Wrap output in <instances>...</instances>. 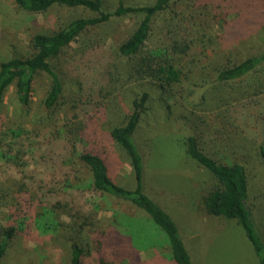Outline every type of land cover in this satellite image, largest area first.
Returning a JSON list of instances; mask_svg holds the SVG:
<instances>
[{
	"label": "trees",
	"instance_id": "obj_1",
	"mask_svg": "<svg viewBox=\"0 0 264 264\" xmlns=\"http://www.w3.org/2000/svg\"><path fill=\"white\" fill-rule=\"evenodd\" d=\"M209 2L216 6L207 24L194 20L192 10L199 5L190 0L141 4L115 0L112 8L105 0H10L28 13L45 14L56 7L79 9V13L51 30L34 33L28 54L0 60V108L11 85L16 102L25 106L35 81L42 75L48 80L30 124L0 114V164L17 174L0 178V264H28L33 259L43 264H123L136 256L130 233L101 228L89 220L94 212L85 208L86 192L106 193L140 208L164 233L171 263L192 264L175 221L146 191L149 183L134 137L147 108V93L132 99L120 123L106 131L99 128L111 90L144 80L154 82L169 108L189 122L185 152L214 180L201 195L200 213L234 219L258 264H264V201L250 194L248 151L229 153L224 159L203 138L211 133L213 140L218 139L224 122L237 128L234 122L239 125L244 119L261 135L254 141V154L264 165V35L253 38L263 40L256 48L241 54L219 53L225 42L231 46L252 40L247 26L264 19V0ZM1 17L0 38L5 40L10 30L3 25L10 23L9 28L12 22ZM117 18L130 19L132 27L107 49L100 28ZM217 19L223 27L220 35L208 34L206 29ZM69 81L77 91L66 98L64 87ZM111 144L127 156L134 179L131 188L110 175L106 157ZM65 162L88 170L85 186L65 175ZM61 168L64 176L56 177ZM259 217L262 223L257 222ZM50 237L64 242L50 245L52 255L39 257L36 246L21 243Z\"/></svg>",
	"mask_w": 264,
	"mask_h": 264
},
{
	"label": "rangeland",
	"instance_id": "obj_2",
	"mask_svg": "<svg viewBox=\"0 0 264 264\" xmlns=\"http://www.w3.org/2000/svg\"><path fill=\"white\" fill-rule=\"evenodd\" d=\"M126 4L151 3L153 0H123ZM197 2L199 6L192 10L196 21H209L215 10V4L210 0H190ZM206 1V5L203 2ZM107 6L112 8L115 0H105ZM213 2V1H212ZM220 8V5H219ZM201 14L198 15V12ZM79 13V9L67 7L51 8L45 14L28 13L14 7L10 0H4L0 14L3 20L12 22L5 30H10L8 39L0 38V60L15 55H26L31 51L29 40L34 33L51 30L58 23H65L74 18ZM263 20H258L256 24H250L249 35L251 39L236 44H222V51L219 53L233 51L234 54H241L251 47H258L263 40L253 38L264 35V28L261 27ZM208 24V22H206ZM221 19L216 23L212 22L211 29H206L210 35H220L223 27H220ZM1 26V25H0ZM132 27V22L127 18H117L110 21L106 26L100 28L103 46L112 48L113 41L121 39L126 31ZM6 32V31H5ZM1 33V32H0ZM218 38V37H216ZM247 38V37H246ZM251 40V42H249ZM219 48V47H218ZM213 59L217 55H211ZM47 78L42 75L33 84L31 100L28 105L20 106L16 102L14 88L11 85L5 92L0 114L10 117L13 120H21L26 125L30 124L34 113H38L39 101L43 97L47 86ZM77 88L70 83L64 87L66 98ZM111 94L104 100V107L101 109L103 116L98 120L99 128L106 131L110 126L120 123L125 111L130 110L133 98H139L142 92L147 93L145 101L146 109L141 115L140 122L135 130L134 140L142 154L143 167L146 175V191L163 206L164 210L170 214L179 228L183 241L189 249L192 264H258L253 249L246 239L244 232L234 219L216 216H205L200 213V198L205 191L211 187L214 180L209 172L199 166L185 152L183 139L190 133L189 122H185L179 111L171 110L168 102L162 98L157 85L150 81H138L118 86L111 90ZM64 110V109H63ZM60 114V113H59ZM226 115V114H225ZM223 116L222 118H224ZM230 118H224V121ZM31 120V121H30ZM247 121L234 122V125L222 127L218 139L213 140V135L207 133L203 138L207 139L210 149L224 159L227 154L244 150L249 154V174L251 177L250 194L257 195L256 199L264 201V165L254 154V141L260 140L261 135L250 127ZM234 128H230V127ZM212 135V136H211ZM209 136H211L209 138ZM209 138V139H208ZM264 138V137H263ZM209 146V145H208ZM109 154L106 157L110 175L118 184L131 188L134 186V179L131 168L127 163V156L123 149L111 144ZM66 166L67 176H72V183L79 182L86 185L90 174L88 170L79 164L63 163ZM62 167V168H63ZM62 168L55 176L62 178L64 175ZM14 170L0 164V178H15ZM155 189V190H152ZM158 192V195H157ZM156 193V194H155ZM87 202L86 210H91L94 214L88 216L89 220L101 225V228H114L130 233L131 245L136 247L134 254L123 264H172L170 252L164 242V233L140 208L134 206L125 199L115 197L106 193H85ZM88 208V209H87ZM66 218V217H65ZM259 221L263 222L259 217ZM122 229V230H121ZM25 242V243H24ZM63 245L62 240L54 241L47 238L45 241H23L22 245L36 246L39 257L43 254L52 255L51 244ZM36 257V256H34ZM135 257H138L136 259ZM52 259V257H51ZM133 262V263H132ZM43 264L41 260L33 259V263Z\"/></svg>",
	"mask_w": 264,
	"mask_h": 264
}]
</instances>
